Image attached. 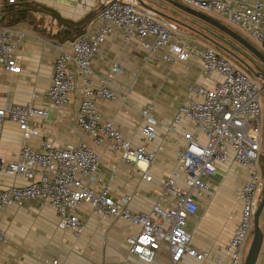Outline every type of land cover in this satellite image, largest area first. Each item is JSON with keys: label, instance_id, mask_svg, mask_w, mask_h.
Listing matches in <instances>:
<instances>
[{"label": "built area", "instance_id": "2783aa9c", "mask_svg": "<svg viewBox=\"0 0 264 264\" xmlns=\"http://www.w3.org/2000/svg\"><path fill=\"white\" fill-rule=\"evenodd\" d=\"M19 1L0 0V12L5 3L14 5ZM79 2L84 6L87 4V0ZM180 2L215 16L240 34L244 32L245 36L241 35L264 54V0ZM99 3L101 24L98 30L92 32L87 28L68 48L57 47L59 55L54 63L47 99L56 108L65 107L78 89L76 77L79 74L85 84L79 126L94 144H110L120 153L122 162L142 164L145 180L151 179L148 171L162 147L150 150L146 146H134L113 122L104 121L97 111L96 99L111 101L121 98L128 103L113 85V77L121 72L117 63L100 79L97 88L90 80L92 61L99 55L107 37L118 30L125 42L139 39L150 55L171 45V53L164 56L166 60L186 62L198 59L203 64L205 76L218 75L221 81L212 88L200 84L190 86L189 96L167 127L175 132L183 119L194 124L193 130L184 135L185 145L179 152L177 170L164 182L162 189L154 190L158 200L150 213L131 210L130 195L120 201L109 197V185L99 174L101 158L85 142H68L62 146L44 142L39 148L30 145L29 141L40 135V130L31 122L35 117L48 118L46 109L32 104L0 108V124L15 123L23 138L21 150L14 159L0 156V171L27 180L26 185L0 188V211L33 200L49 202L56 211L59 227L70 229L74 238L79 239L85 231V223L78 209L88 203L95 214L124 219L141 227L139 234L126 240L129 252L139 259L157 264L156 252L165 244L172 264H179L185 257L201 261L209 258V254L192 246L187 231L188 219L198 211L194 198L210 189V178L216 175L220 165L236 162L248 170V179L238 191L242 203L241 220L224 247V255L217 258L215 264H244V248L253 232L255 213L264 193L261 166L264 87L223 52L209 45L192 44L189 38L182 37L176 22L163 23L154 13L138 8L137 0H99ZM26 35L15 26L0 24V67L11 73L21 72L16 49ZM128 104L135 109L133 104ZM151 109L152 105H148L140 113L147 124L143 134L153 138L150 126L156 121L151 117ZM165 196L175 200L173 207H162ZM7 242V233L0 226V248Z\"/></svg>", "mask_w": 264, "mask_h": 264}, {"label": "crops", "instance_id": "0c3cea01", "mask_svg": "<svg viewBox=\"0 0 264 264\" xmlns=\"http://www.w3.org/2000/svg\"><path fill=\"white\" fill-rule=\"evenodd\" d=\"M26 1L49 11L33 8L32 15L37 23L13 25L27 35L16 49L21 72L11 73L0 67V108L32 104L46 109L48 118L35 117L31 122L40 130V135L31 139L29 144L39 148L44 142L54 146L85 142L101 158L99 174L109 185V197L120 201L130 195L131 210L150 213L158 200L154 190L162 189L164 182L177 170L179 152L185 145L184 135L193 130L194 124L183 119L177 131L170 132L167 127L189 96L190 86L200 84L212 88L221 81L220 76H205L202 62L195 58L186 62L166 60L164 56L171 53V45L150 55L139 39L125 42L118 30L107 37L99 55L92 61V86L97 88L100 79L117 63L121 72L113 77V85L135 109L121 98L111 101L96 99L97 111L104 121L113 122L134 146H146L150 150L162 147L148 171L151 179L145 180L142 164L122 162L120 153L110 144H94L79 126V109L85 98V84L79 74L76 77L78 89L65 107L56 108L47 99L54 63L59 55L57 47L68 48L71 43L59 44V40L54 38L62 26L50 11L74 22L88 18L87 28L94 32L101 24L99 0H87L85 6L79 0ZM142 1L148 5L146 0ZM156 2L157 5L151 7L158 12L155 15L163 23L172 21L170 18L175 17L171 13L180 10L173 4L181 3L178 0ZM138 6L149 11L139 2ZM176 24L179 34L189 38L192 44L209 45L195 32ZM185 24L200 30L193 22ZM250 58L252 61L254 57ZM148 105H152L151 117L156 121L150 126L153 138L143 134L147 124L140 111ZM22 145V133L15 123L7 121L0 124L1 157L14 159ZM247 179L248 170L236 162L219 166L216 175L210 178V189L201 196H195L198 211L188 219L187 225L192 246L208 253L209 258L199 261L185 257L179 264H215L216 259L224 255V247L241 220L242 203L238 191ZM26 184V179L0 171V188ZM161 205L165 209L171 208L175 200L165 196ZM78 214L85 223V231L75 239L70 229L59 227L58 216L49 202L33 200L20 207L10 206L0 211V226L8 236V242L0 248V264H150L131 254L126 243L129 236L140 233L139 225L95 214L88 203L78 209ZM155 259L157 264H172L165 244L156 252Z\"/></svg>", "mask_w": 264, "mask_h": 264}, {"label": "water", "instance_id": "95a60500", "mask_svg": "<svg viewBox=\"0 0 264 264\" xmlns=\"http://www.w3.org/2000/svg\"><path fill=\"white\" fill-rule=\"evenodd\" d=\"M143 7L148 9L150 12L156 14L158 13L156 10H154L151 6L146 5L142 0H137ZM178 9H180L182 12L186 13L187 15L194 17L196 19H199L206 24L214 27L217 29L220 33H222L225 37L213 33L212 31H209L210 34H206L201 32L200 30L194 29L185 22L178 20L176 18H170L172 21L187 27L191 31L195 32L197 35H199L201 38H203L207 43H210L211 45L217 47L221 52L224 54L230 56L232 59H234L237 63L242 65L249 73H251L256 79H264V71L262 69H257L253 64H250L247 60H251L246 52H248L250 55L254 57L255 60L259 61L260 63L264 64V54L256 48L252 43H250L245 37L240 35L235 30L231 29L227 25L215 20L214 18L210 17L207 14L201 13L197 10H194L190 7L185 6L182 3H173ZM206 43V44H207ZM242 47L245 49V51H242L240 49ZM264 210V193L262 200L257 208V211L255 213V219H254V229H253V240L250 246V249L248 251V254L245 258L244 264H257L261 247L264 240V234L260 227V217Z\"/></svg>", "mask_w": 264, "mask_h": 264}, {"label": "trees", "instance_id": "16d2710c", "mask_svg": "<svg viewBox=\"0 0 264 264\" xmlns=\"http://www.w3.org/2000/svg\"><path fill=\"white\" fill-rule=\"evenodd\" d=\"M39 7L41 6L31 5L26 0L24 1L21 0L14 5L5 3L1 11L2 19L0 20V24L5 26H13L21 22L35 24L37 23V21L32 15L33 8L40 9L42 11L47 10L45 8H39ZM50 12L59 21V23L62 26V28L57 32V34L54 35V38L59 40L60 42L59 44H63L64 42H72L73 40H76L85 33L87 29L86 24L88 23L87 21L88 18L87 19L85 18L78 22H74L63 19L58 13H55L54 11H50Z\"/></svg>", "mask_w": 264, "mask_h": 264}, {"label": "rangeland", "instance_id": "374dc122", "mask_svg": "<svg viewBox=\"0 0 264 264\" xmlns=\"http://www.w3.org/2000/svg\"><path fill=\"white\" fill-rule=\"evenodd\" d=\"M145 1V0H144ZM178 1H180V0H178ZM148 5H150V6H155V5H157L156 3V0H146L145 1ZM173 7V6H172ZM172 10H174L173 8H172ZM175 12H173V13H171L172 15L171 16H173V17H175L176 19H179V20H181V21H184V22H193L197 27H198V29H200L202 32H204V33H206V34H210V32L209 31H212L213 33H217V34H219V35H223L222 33H220L217 29H215L214 27H212V26H210V25H208V24H206L205 22H203V21H201V20H199V19H196V18H194V17H191V16H189V15H187L186 13H184V12H180V10L178 11V10H174ZM210 17H212V18H214L215 20H217V21H219V22H221V23H223V24H225L224 22H222L220 19H218V18H216L215 16H213V15H210ZM226 25V24H225ZM228 26V25H227ZM229 27V26H228ZM231 28V27H230ZM232 29V28H231ZM234 30V29H233ZM240 34V33H239ZM241 34H243L244 36H245V33L244 32H241ZM240 34V35H241ZM223 37H225V36H223ZM249 41V40H248ZM250 42V41H249ZM207 43V42H206ZM250 43H252V42H250ZM207 44H209L212 48H214L215 50H217V51H221V50H219L217 47H215V46H213V45H211L210 43H207ZM253 44V43H252ZM254 45V44H253ZM255 46V45H254ZM245 50V49H244ZM243 49H242V51H244ZM250 55V54H249ZM252 56V55H251ZM253 57V56H252ZM232 59V58H231ZM232 60H234V59H232ZM235 61V60H234ZM250 64H252V61L251 60H247ZM236 62V61H235ZM239 64V63H238ZM253 65V64H252ZM242 66V65H241ZM262 67L264 68V66L262 65ZM252 75V74H251ZM253 76V75H252ZM254 77V76H253ZM259 82H260V84L264 87V79L262 80V79H257ZM262 103H263V108H264V93H263V95H262ZM170 132H173V131H170ZM101 163H102V161H101ZM261 166H262V168L264 167V133H263V142H262V155H261ZM262 197H263V195H262ZM262 197H261V200H262ZM261 200H260V202H261ZM260 204V203H259ZM260 227H261V229H262V231H263V234H264V210H263V212H262V214H261V217H260ZM252 240H253V232H252V234L250 235V237H249V239H248V241H247V243H246V245H245V248H244V257L246 258V256H247V254H248V251H249V249H250V246H251V243H252ZM257 264H264V240H263V244H262V247H261V251H260V255H259V258H258V261H257Z\"/></svg>", "mask_w": 264, "mask_h": 264}, {"label": "flooded vegetation", "instance_id": "af4514ba", "mask_svg": "<svg viewBox=\"0 0 264 264\" xmlns=\"http://www.w3.org/2000/svg\"><path fill=\"white\" fill-rule=\"evenodd\" d=\"M240 49L242 50L243 48L240 47ZM244 50V49H243ZM245 51V50H244ZM245 53H247V55L249 56V58L251 57V55H249L248 52L245 51ZM251 59V58H250ZM253 61V65L257 68V69H262V71H264V68L262 67V65L264 66V64L260 63L259 61L255 60L254 58H252ZM263 174H264V167L262 168Z\"/></svg>", "mask_w": 264, "mask_h": 264}]
</instances>
